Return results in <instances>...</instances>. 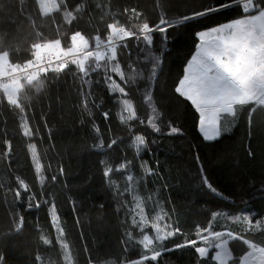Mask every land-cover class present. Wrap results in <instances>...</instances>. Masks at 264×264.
Returning <instances> with one entry per match:
<instances>
[{"label": "trees", "instance_id": "trees-1", "mask_svg": "<svg viewBox=\"0 0 264 264\" xmlns=\"http://www.w3.org/2000/svg\"><path fill=\"white\" fill-rule=\"evenodd\" d=\"M63 2L58 0V4ZM69 2L77 4L80 0ZM89 3L88 12L76 23V28L93 38L97 34L102 38L106 35V24L112 22V17L118 16L122 25L132 28L136 21L142 19L158 22L159 16L179 20L180 13L194 6V0H89ZM124 7L135 8L141 15L136 16L131 11L122 13ZM70 28L63 22L62 12L53 11L43 16L37 0H0V39L17 50L13 57L16 62L30 57L31 44L39 39V33L51 38L57 35L58 29L62 37L70 39ZM191 31L170 29L171 42L166 48L160 44L159 34H156L152 55H162L163 51L167 60L163 83L152 86L154 98L151 104L142 98L145 82L139 85L128 84L127 81L121 83L117 76H113L121 86L133 89L129 98L133 99L137 115L145 121L138 126V134L145 135L149 141H156L151 143V150L142 151L139 158L158 171L157 177L142 179L143 170L135 155V146L122 136L120 107L116 101H112L109 108L100 106L101 100H105L106 86L97 83L100 77L95 73L91 77V85L81 87L80 80L70 75L51 82L40 93L32 94L30 104L26 102V119L35 131L31 137L23 135L18 110L7 106L6 101L0 103V243L4 244L9 264H69V260L71 264H89V261L121 264L125 260H140L146 253L151 255L140 241L143 235L155 237L151 222L158 214L169 217L170 227L178 226L185 233L183 237L177 235L167 241L172 250L162 253L159 258L164 264H195L197 256L193 249H175L174 245L187 238L197 239L200 246H205L196 236L195 229L209 223L215 231H233L258 246H264V228L256 225V221L264 220V199L258 193L254 194L253 187L259 186L264 178V130L253 127L249 136L247 125L241 122L221 138L223 143L218 148H201L202 138L194 111L186 101L176 99L172 92L173 82L194 52ZM120 55L130 57L128 63L135 61L143 66L150 62L143 45L138 48L135 42L128 44ZM98 72H103V67ZM126 75H130L127 70ZM84 91L93 94L89 97V107L91 101L98 105L91 109L94 116L87 119L80 107ZM153 106L164 116L163 122L157 121L164 135L154 133L147 125ZM103 111H109L107 121L103 118ZM93 119L106 140L117 139V144L108 150L107 155L114 166L125 157L134 164L129 173L114 172L110 182L107 178L102 179L99 165V160L105 157L98 156L87 147L94 142L88 123ZM82 120L85 121L83 124ZM170 126L179 127L181 132L167 135ZM121 139L125 142L121 143ZM245 144H250L255 152L251 159L244 151ZM32 145H35L42 165L41 173L33 163ZM227 145L237 146L239 165H235L231 158L217 161L218 151ZM197 153L207 162L206 166H210L212 179L224 193V199L211 195L193 196L199 184L194 159ZM127 174L132 175V181H128ZM53 175L56 176L55 181L51 179ZM21 179L37 194L39 208L29 210L20 207L19 202H13V192ZM117 191L120 193L118 198L113 195ZM45 200L49 203L45 204ZM119 200L124 201L125 207L120 206ZM53 203L60 217L58 223L64 229V242L69 245V260L65 259L64 251L56 241L57 233L49 212ZM137 204L143 207L149 221L143 234L131 226V214L137 210ZM211 211H219L221 215L213 220ZM243 214L252 217L251 230L245 228L242 221L231 219ZM19 215L25 218V230L11 234L8 226ZM130 232L134 243L126 250L124 241L126 233ZM4 234L10 237L6 242L3 241ZM41 237L51 239L53 243L44 244ZM229 245L233 257L242 260L247 246L234 241ZM155 246L156 243L151 247ZM209 250L208 264H217L212 259L215 249L211 247ZM151 264L158 262L152 261Z\"/></svg>", "mask_w": 264, "mask_h": 264}, {"label": "snow or ice", "instance_id": "snow-or-ice-1", "mask_svg": "<svg viewBox=\"0 0 264 264\" xmlns=\"http://www.w3.org/2000/svg\"><path fill=\"white\" fill-rule=\"evenodd\" d=\"M38 4L39 12L45 16L53 11L62 12L63 22L71 26V34L69 39L67 36L62 37L58 29L57 35L51 38L39 33V39L31 44L30 57L20 62L13 59L17 55V50L0 39V103L6 101L7 106L18 110L24 136L31 137L35 134L26 119V107L31 102L32 94L40 93L51 82L70 75L80 80L81 87L85 84L91 85V77L95 73L100 77L97 83L106 86L105 100H101L100 106L109 108L111 102L116 101L120 107L122 136L127 137L128 143L135 146L136 157L139 158L142 151H150L151 143L156 141H149L145 135L138 134V126L145 121L137 115L133 99L129 98L133 89L121 86V83L127 81L128 84L139 85L145 82L146 88L142 98L151 104L154 98L152 86L163 83L167 60V54L163 51L162 55H152L154 38L159 34L160 44L166 48L171 42L170 29L175 31L177 28L181 31L192 30L194 52L190 59L186 60V66L173 82L172 92L176 99L186 101L194 111V119L198 121V131L202 138L200 147L218 148L219 144L223 143L221 138L241 122L247 125L249 136L253 127L264 130V0H194V6L189 11L180 13L179 20L159 16L158 22L142 19L136 21L132 28L122 25L118 16L112 17V22L106 24V35L103 38L100 34L93 38L76 28V23L90 8L89 0H80L77 4H71L69 0H64L60 4L56 3V0H38ZM98 7L102 8L103 5ZM129 11L136 16L141 15L135 8L122 9V13ZM132 42H135L138 48L143 45V50L150 58L147 65L141 66L135 61L128 63L131 58L120 55V52ZM101 67L103 72H98ZM126 70L130 75H126ZM113 76H117L121 83H117ZM109 92L112 93L111 96L107 95ZM81 95L83 99L80 107L87 119L94 116L91 109L98 105L95 101H91V108L89 107V97L93 95L90 91H84ZM151 111L152 116L147 120V125L151 126L154 133L164 135L163 129L157 123V121L163 122V114L154 106ZM102 115L107 121L109 111H103ZM84 122L81 121L82 124ZM88 123L91 126L94 142L87 147L98 156L105 157L99 160L102 179L107 178L110 182L114 172L129 173L130 167L134 166L132 160L125 157L122 162L114 166L107 158L108 150L117 144V139L106 140L94 119L89 120ZM180 132L179 127L170 126L166 134L171 136ZM49 134L51 135V132ZM124 142L121 139V143ZM8 147L10 150V143ZM31 147L34 149L35 145ZM244 151L249 159L255 155L250 144L244 145ZM229 158L235 160V165L240 164L236 145L220 148L216 157L217 161ZM194 159L199 184L193 191V196L211 195L224 199V193L212 179L210 166H206L207 162L200 153H197ZM33 163L39 172L42 165L36 160L35 152H33ZM138 163L143 170L142 179L159 175L158 171L150 167L142 158L138 159ZM60 171L63 172V168ZM51 179L55 181L56 176L53 175ZM127 179L132 181V175L127 174ZM253 187L254 194L258 193L261 199H264V178L261 179L259 186ZM113 195L118 198L120 193L117 191ZM13 202H19L20 207L29 210L40 207L37 194L31 191L29 185L22 179L18 181L13 192ZM44 203L47 204L49 201L45 200ZM119 204L125 207L123 200H119ZM136 209L131 214V226L133 229H139L143 234L149 221L143 207L137 204ZM49 212L52 225L56 227V241L64 251L65 259H68L69 245L64 242V229L58 223L60 217L57 215L54 203ZM210 215L214 220L221 213L211 211ZM169 219L164 215H156L155 220L151 222L155 237L143 235L140 243L151 255L146 253L140 260H125L121 264H144L145 261L149 264L152 261L164 264L159 258L162 253L172 250L168 247L167 241L177 235L185 236L180 227H170ZM231 219L242 221L245 228L250 230L253 228V219L249 214L233 216ZM256 225L264 228V220L256 221ZM8 227L11 234L22 233L26 227L24 216L14 217L13 223ZM195 231L196 236L205 246H200L197 239L187 238L174 245L175 249H193L197 256L195 264H208L206 258L209 257V245L217 249L215 256L212 257L217 264H230V262L231 264H264V246H258L243 235H237L233 231H215L211 223L203 228L197 226ZM126 237L124 245L127 250L134 243L133 233H126ZM9 238V234H4L3 241L6 242ZM41 239L44 244L53 243L51 239L44 237ZM229 241L247 246L246 255L242 260L233 257ZM154 243L156 246L151 247ZM36 259L39 260V256ZM0 264H9L3 243H0ZM89 264H97V262L89 261Z\"/></svg>", "mask_w": 264, "mask_h": 264}, {"label": "rangeland", "instance_id": "rangeland-1", "mask_svg": "<svg viewBox=\"0 0 264 264\" xmlns=\"http://www.w3.org/2000/svg\"><path fill=\"white\" fill-rule=\"evenodd\" d=\"M38 1V0H37ZM56 3H58V0H56ZM39 5V4H38ZM42 14V13H41ZM43 15V14H42ZM44 16V15H43ZM33 152H35V158H36V160L39 162V158H38V155H37V152H36V149L34 148H32L31 147V154H32V159H33ZM35 164V163H34ZM40 164V163H39ZM35 167H36V165H35ZM40 171H41V169H40ZM39 171V173H41ZM42 181H44L43 179H42ZM54 228H55V230H56V227L54 226ZM230 242V241H229ZM212 246L211 245H209V249L211 248ZM214 248V247H213ZM229 248H230V245H229ZM215 249V248H214ZM230 250H231V248H230ZM250 250V249H249ZM210 251V250H209ZM217 251V249H215V252ZM246 255V254H245ZM70 258H68V260H69ZM69 264H71V260H69Z\"/></svg>", "mask_w": 264, "mask_h": 264}]
</instances>
